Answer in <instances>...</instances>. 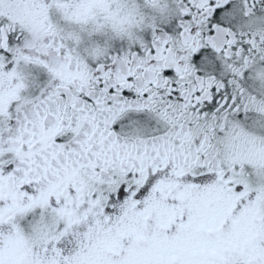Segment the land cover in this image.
I'll return each mask as SVG.
<instances>
[{"label":"snow or ice","instance_id":"snow-or-ice-1","mask_svg":"<svg viewBox=\"0 0 264 264\" xmlns=\"http://www.w3.org/2000/svg\"><path fill=\"white\" fill-rule=\"evenodd\" d=\"M0 264H264V0H0Z\"/></svg>","mask_w":264,"mask_h":264}]
</instances>
